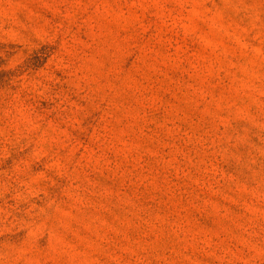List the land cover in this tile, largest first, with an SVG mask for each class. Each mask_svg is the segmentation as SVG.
I'll return each instance as SVG.
<instances>
[{
  "label": "rangeland",
  "instance_id": "1",
  "mask_svg": "<svg viewBox=\"0 0 264 264\" xmlns=\"http://www.w3.org/2000/svg\"><path fill=\"white\" fill-rule=\"evenodd\" d=\"M0 264H264V0H0Z\"/></svg>",
  "mask_w": 264,
  "mask_h": 264
}]
</instances>
